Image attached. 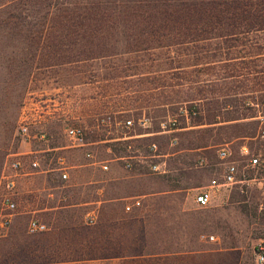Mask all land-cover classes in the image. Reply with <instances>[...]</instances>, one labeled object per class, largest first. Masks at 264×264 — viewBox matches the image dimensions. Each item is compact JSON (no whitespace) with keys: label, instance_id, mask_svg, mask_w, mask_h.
<instances>
[{"label":"rangeland","instance_id":"obj_1","mask_svg":"<svg viewBox=\"0 0 264 264\" xmlns=\"http://www.w3.org/2000/svg\"><path fill=\"white\" fill-rule=\"evenodd\" d=\"M79 3L0 0V176L13 160L22 162L15 175L17 206L9 222L0 200V263L25 258L22 245L34 236L28 222L38 218L25 214V149L34 150L39 170L55 167L59 154L67 166L85 163L84 150L70 146L64 133L69 125H81L97 158L137 153L131 169L140 174L129 176L130 170H125L127 190L184 188L174 198L150 201L147 209L189 211L190 235L203 236L230 252L221 264H251L255 244L264 237V103H255L264 95V77L246 73L225 77L231 64L208 65L211 58L202 56L206 53L178 62L172 56L176 49L200 54L202 46H217L218 40L199 41L184 50L183 45H167L168 38L157 43L152 34L138 36L139 30L149 31L143 22L106 27L108 34L102 37H81L75 34L81 20L72 18ZM93 46L103 51L90 54ZM142 115L150 117L148 127L124 126L126 118ZM168 118H176L180 127L160 131L161 120ZM22 124L28 127L26 133ZM138 130L156 133H149L148 139L139 137L122 150L118 139ZM152 141L156 148L151 152L159 154L143 156ZM244 145L249 153H261L263 166L246 169L244 181L220 188L207 206L197 205L194 195L220 167L219 148L228 147L243 166ZM202 157L205 163L200 165ZM119 163L125 166L124 160ZM154 163L166 171H153ZM83 168L69 169L64 180L86 179L89 172ZM52 172L34 173L29 183L41 186L47 178L62 179ZM40 190L32 196H47L48 188ZM86 190L73 189L79 195Z\"/></svg>","mask_w":264,"mask_h":264},{"label":"crops","instance_id":"obj_2","mask_svg":"<svg viewBox=\"0 0 264 264\" xmlns=\"http://www.w3.org/2000/svg\"><path fill=\"white\" fill-rule=\"evenodd\" d=\"M91 145L82 148L87 161L67 170L69 176V169L87 167L86 179L47 178L41 186L29 183L30 175L53 171L60 177L59 172L55 167H31L37 158L34 150L25 149V214H36L47 229L25 239V258L11 264H221L230 258V252L203 236L190 235L189 211L147 209V203L159 197L179 196L183 187L127 190L125 170L133 177L140 172L120 164L116 154L97 158ZM85 149L92 150L94 158L87 157ZM81 186L87 188L86 194H74L73 189ZM43 188H48L47 196H32ZM91 210L97 218L87 223L85 216Z\"/></svg>","mask_w":264,"mask_h":264},{"label":"trees","instance_id":"obj_3","mask_svg":"<svg viewBox=\"0 0 264 264\" xmlns=\"http://www.w3.org/2000/svg\"><path fill=\"white\" fill-rule=\"evenodd\" d=\"M70 2L67 1V3ZM80 2L82 3H79L80 6L72 18L81 20L78 23L79 30L75 32L81 37H102L108 34L105 31L106 27L121 23L126 26H135L143 22L144 27H149V31L139 30L138 36L152 34L154 35L152 39H156L157 43L164 42L163 38H168L167 45H183L184 50L188 49V46H197L199 41L218 40L217 46L206 48L202 46L200 54L197 50H192L190 54L189 51L183 52L176 49L172 56L178 62L190 55L198 59L202 53H206L202 56L211 58L206 61L208 65L231 64L233 69L230 74H225V77L239 76L243 73L257 78L260 77L259 75L264 77V38L262 35L264 33V0H80ZM91 26H93L92 29H90ZM81 27L86 31H81ZM222 42L224 45L220 46L219 43ZM239 44L242 45L241 49L236 48ZM95 51L103 50L93 46L90 54ZM177 66L182 68V64H177ZM179 83L181 82L168 84L172 87ZM165 85L162 83L160 86ZM262 85L264 86V83ZM258 101L255 103L263 104L264 95ZM186 110L188 111L187 108ZM191 111L194 112V110ZM177 127L180 126L177 125ZM147 132L154 133L155 131L138 130L129 134L134 136L120 137L118 141L122 144V150L131 146V141L139 140V137L148 139L150 134L135 135ZM152 143L156 142H148L147 153L143 156L159 154V152H151L153 151L150 149ZM116 155L119 157L137 156V153Z\"/></svg>","mask_w":264,"mask_h":264},{"label":"built area","instance_id":"obj_4","mask_svg":"<svg viewBox=\"0 0 264 264\" xmlns=\"http://www.w3.org/2000/svg\"><path fill=\"white\" fill-rule=\"evenodd\" d=\"M110 117V116H109ZM150 122V117L146 115L138 116L136 120L131 118H126L123 121L124 126L128 128L137 127H148ZM23 133L28 131V127L26 124H22L20 126ZM176 118H168L167 120H161L160 122V131H172L177 129ZM64 133L69 141L70 146L85 148L91 141L87 138L86 130L81 125H69L65 127ZM141 133L135 135H143L149 134ZM42 136V135H41ZM134 135H125L122 138L130 137ZM156 148V143H152L151 149L154 150ZM242 153L247 155L245 165L240 166L238 162L232 158V152L228 147H221L218 150V156L221 160L220 167L217 172L209 179L208 183L202 186L198 192L194 195V201L199 206H207L213 196L220 190L222 187H230L233 184L240 183L246 179L244 177L246 169H259L263 166L261 153H249V149L247 146H242ZM85 155L90 158H94V154L92 150L85 149ZM135 155L122 156L120 159L124 160V164L126 167H132V160ZM55 169L59 172L61 178L66 179L68 177V166L66 164V159L64 155L56 156ZM198 163L203 165L205 163V158H199ZM39 163L36 159L31 161V167L37 168ZM102 168H107L106 163H102ZM22 167V162L19 159L13 160L10 162L5 168L2 170L0 176V200L8 213L6 214V221L9 222L10 216L12 215V211L15 210L17 203L15 200L16 195V172ZM247 167V168H246ZM153 171L156 172H165L166 168L163 167L160 163H154L150 166ZM97 218V212L95 210L89 211L85 216V221L87 223H94ZM47 229V224L40 220L39 218L32 217L28 222V230L30 232H39ZM213 238V235L210 236ZM253 264H264V237L260 238L256 244L254 249V257Z\"/></svg>","mask_w":264,"mask_h":264}]
</instances>
